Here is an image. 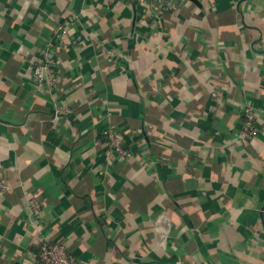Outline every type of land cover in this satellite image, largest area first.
<instances>
[{
	"label": "crops",
	"instance_id": "crops-1",
	"mask_svg": "<svg viewBox=\"0 0 264 264\" xmlns=\"http://www.w3.org/2000/svg\"><path fill=\"white\" fill-rule=\"evenodd\" d=\"M175 2L0 0V264H35L33 198L79 264H264V0ZM72 16L54 119L28 71Z\"/></svg>",
	"mask_w": 264,
	"mask_h": 264
},
{
	"label": "built area",
	"instance_id": "built-area-1",
	"mask_svg": "<svg viewBox=\"0 0 264 264\" xmlns=\"http://www.w3.org/2000/svg\"><path fill=\"white\" fill-rule=\"evenodd\" d=\"M150 3L154 15L177 12V4L175 0H137ZM77 20V16L64 18L58 24L54 40L48 41L42 49L39 50L38 56L29 68V76L34 87L42 94L48 96L54 103L55 112L54 119L62 116L71 117V110L65 102L57 100V91L61 84V77L57 72V61L52 50L56 46V42H63L69 35V32ZM261 109L257 108L252 102L245 103L242 106V112L245 117L244 130L241 134L249 139L250 143L254 142L259 133L258 112ZM104 139L103 153L106 164H112L115 160L131 159L134 157L132 152L128 151L124 145L123 135L114 128H107L101 134ZM6 169L3 162L0 160V198L6 193L7 177ZM28 205L33 216L31 229L38 232L37 238V254L35 264H79L72 255L65 242L62 240H54L50 235L45 233L44 228L39 224L41 205L36 199H30Z\"/></svg>",
	"mask_w": 264,
	"mask_h": 264
},
{
	"label": "trees",
	"instance_id": "trees-1",
	"mask_svg": "<svg viewBox=\"0 0 264 264\" xmlns=\"http://www.w3.org/2000/svg\"><path fill=\"white\" fill-rule=\"evenodd\" d=\"M104 138V137H103Z\"/></svg>",
	"mask_w": 264,
	"mask_h": 264
}]
</instances>
